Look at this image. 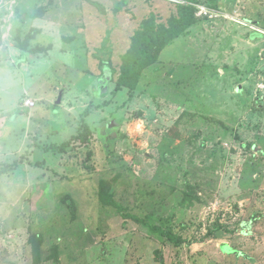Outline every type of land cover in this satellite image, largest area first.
I'll return each instance as SVG.
<instances>
[{
    "label": "rangeland",
    "instance_id": "1",
    "mask_svg": "<svg viewBox=\"0 0 264 264\" xmlns=\"http://www.w3.org/2000/svg\"><path fill=\"white\" fill-rule=\"evenodd\" d=\"M180 1L0 0V264H264V0H193L229 17L115 91Z\"/></svg>",
    "mask_w": 264,
    "mask_h": 264
},
{
    "label": "trees",
    "instance_id": "2",
    "mask_svg": "<svg viewBox=\"0 0 264 264\" xmlns=\"http://www.w3.org/2000/svg\"><path fill=\"white\" fill-rule=\"evenodd\" d=\"M195 20L196 8L193 6V0H181L180 3H177L176 12L170 18L167 26L158 25L153 18L145 19L139 29L133 34L129 48L121 57L115 91L121 88L134 91L143 72L156 64L162 50L171 44L173 40L183 35L193 25ZM82 126V134L88 135L90 132L86 124L83 123ZM80 136H71L68 141L62 143L58 148L63 149L70 146ZM18 164L17 162H13L12 165L2 168L0 175L15 170ZM100 198L106 199L108 202L112 201L109 194L104 195L102 191ZM152 228L155 230L154 232L157 231L154 227ZM167 238L171 242H177L170 235H167ZM37 240L36 235L32 234L30 236L29 241L32 246L35 261L38 259L39 244Z\"/></svg>",
    "mask_w": 264,
    "mask_h": 264
},
{
    "label": "built area",
    "instance_id": "3",
    "mask_svg": "<svg viewBox=\"0 0 264 264\" xmlns=\"http://www.w3.org/2000/svg\"><path fill=\"white\" fill-rule=\"evenodd\" d=\"M196 17L212 20V19H218V18H223V17L228 18L229 15L223 14L218 11L209 10L205 6H197L196 7ZM34 105H35L34 102H32L31 100H26L24 103V106L28 109L33 108Z\"/></svg>",
    "mask_w": 264,
    "mask_h": 264
},
{
    "label": "water",
    "instance_id": "4",
    "mask_svg": "<svg viewBox=\"0 0 264 264\" xmlns=\"http://www.w3.org/2000/svg\"><path fill=\"white\" fill-rule=\"evenodd\" d=\"M63 99V90H61L58 94L57 100L55 101V105H60Z\"/></svg>",
    "mask_w": 264,
    "mask_h": 264
},
{
    "label": "snow or ice",
    "instance_id": "5",
    "mask_svg": "<svg viewBox=\"0 0 264 264\" xmlns=\"http://www.w3.org/2000/svg\"><path fill=\"white\" fill-rule=\"evenodd\" d=\"M226 251H228V249H225Z\"/></svg>",
    "mask_w": 264,
    "mask_h": 264
},
{
    "label": "crops",
    "instance_id": "6",
    "mask_svg": "<svg viewBox=\"0 0 264 264\" xmlns=\"http://www.w3.org/2000/svg\"><path fill=\"white\" fill-rule=\"evenodd\" d=\"M64 95V94H63Z\"/></svg>",
    "mask_w": 264,
    "mask_h": 264
}]
</instances>
